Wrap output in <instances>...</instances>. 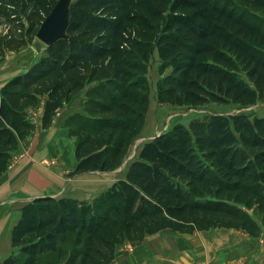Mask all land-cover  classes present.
Instances as JSON below:
<instances>
[{"label": "trees", "instance_id": "trees-1", "mask_svg": "<svg viewBox=\"0 0 264 264\" xmlns=\"http://www.w3.org/2000/svg\"><path fill=\"white\" fill-rule=\"evenodd\" d=\"M56 1L22 3L31 35ZM129 6L137 11L126 13ZM125 22L132 32H122ZM8 40L22 43L12 34ZM154 46L159 70L170 67L158 83L160 102L264 98V0H71L66 37L0 87V174L33 129L29 108L43 102L46 127L89 83L84 111L65 119L75 135L71 173L115 168L148 107L144 73ZM250 208L264 224V115L211 113L145 140L124 176L90 204L33 197L21 206L10 242L23 264H33L74 231L78 264H111L116 245L163 229L236 227L257 235L261 225ZM0 264H16L14 250Z\"/></svg>", "mask_w": 264, "mask_h": 264}, {"label": "rangeland", "instance_id": "rangeland-1", "mask_svg": "<svg viewBox=\"0 0 264 264\" xmlns=\"http://www.w3.org/2000/svg\"><path fill=\"white\" fill-rule=\"evenodd\" d=\"M23 2H25V0H0V61L6 59L10 64L15 61V64L18 63V65L16 64L17 68H21L20 70H23L28 66H26L24 62L30 64L38 59L44 53V48L46 46L36 34L34 36L30 34L28 29L30 25L28 11L24 10L22 6ZM134 11L137 10H134L131 6L126 8V13ZM132 31L133 23L125 22L122 27V32L128 33ZM10 34H12L13 38L21 40L22 43L19 46L13 47V44L16 43L13 41L14 43L12 42L10 46H8ZM160 62L161 59L157 47L154 46L147 60V67L144 73L147 80L148 107L141 127L129 142L122 161L115 168L105 170V172L90 170L73 174L71 171L74 167L69 168L68 170L63 171V177L65 178L59 180L58 184L47 185L46 191L43 192L44 194H50V196L54 197L64 196L73 204H78V202L90 204L100 195V193L108 189L114 181L124 176L127 165L134 157H136L141 144L145 140L155 136L158 132L170 128L173 124L177 122L187 124L192 118L203 117L211 113H222L226 115L237 112H245L253 115L264 114V98L253 104L207 103L202 105H172L160 102L157 98L158 83L162 77L170 72V67H167L161 72L159 70ZM107 90L111 94L116 92L112 85H109ZM42 103L43 102L40 101L37 105L29 108L28 115L32 124H34V120L37 119L40 108L43 105ZM92 105L93 104L90 103L89 105L87 104V108H93ZM20 155L21 153L19 154V152L13 153L9 160L10 163H15L20 158ZM43 163L47 165L50 162L49 160L43 159ZM9 168H11V165L8 169ZM28 189L31 191L19 190L16 194L7 192L4 196L0 197V262L12 253L13 250L14 255L16 256V264H23V261L26 258L25 255L20 254L17 249L11 245L10 237L12 226L19 216L21 206L31 200L34 194H37L35 193L37 191L31 186H29ZM249 211L254 219L260 223L259 214H257L252 208H250ZM260 225L262 227V223H260ZM200 232L209 233L212 237L215 236L214 234L224 236L229 232L248 234L243 229L236 227H212L209 229H201L200 231L196 230V232L193 231V233L163 229L151 234L162 235L164 238H167L172 236H193V234L195 235ZM151 234H146L142 240L139 241L132 242L126 240L119 243L116 245L115 256L118 257L119 253H123L122 255L130 254L137 244L143 242L146 236ZM75 241L76 233L74 231L68 232L67 235L60 240L55 251L39 254L33 264H78L79 258L75 261L72 255V250L76 244ZM184 251L185 250H182L175 254L176 257L173 253L171 254L176 264H184L177 257L179 253H186V251ZM187 251V253L191 254L189 249H187ZM149 256L150 259L149 261L147 260V264H152L155 260L154 257L157 255L150 254ZM115 261L116 260H114V262ZM209 264L215 263L212 262Z\"/></svg>", "mask_w": 264, "mask_h": 264}, {"label": "crops", "instance_id": "crops-1", "mask_svg": "<svg viewBox=\"0 0 264 264\" xmlns=\"http://www.w3.org/2000/svg\"><path fill=\"white\" fill-rule=\"evenodd\" d=\"M8 62L6 59L0 61V87L14 74L25 69L17 68L18 63L16 65L15 61L12 64ZM24 64L28 65L25 62ZM92 85L93 83H89L79 90L59 109V114L54 115L51 123L46 127L41 125L42 105L37 119L34 120L33 129L12 151V155L17 152L21 153L20 158L12 164L9 161L5 171L0 174V197L7 192L16 194L19 190L31 191L28 189L29 186L37 191L35 192L37 194L32 197L50 195L43 193L47 185L58 184L59 180L65 178L63 171L75 166V135H72L69 128L65 126V119L72 113L84 111L86 90ZM43 159L49 160L50 163L46 165ZM10 165L11 168L8 169ZM98 171L105 172V170ZM214 235L212 237L209 233L203 232L193 234V236L167 238L162 235H147L143 242L137 244L135 249L128 254L129 256L119 253L111 264H147L150 254L157 255L152 264H176L171 254L175 255L182 250L186 253H179L178 259L182 261L181 256H185L192 264L212 262L264 264V224L258 235L235 232H229L224 236ZM187 249L191 254L187 253Z\"/></svg>", "mask_w": 264, "mask_h": 264}, {"label": "water", "instance_id": "water-1", "mask_svg": "<svg viewBox=\"0 0 264 264\" xmlns=\"http://www.w3.org/2000/svg\"><path fill=\"white\" fill-rule=\"evenodd\" d=\"M70 2L71 0H57L49 13L39 24L36 36L46 45H49L58 38L66 37ZM159 133L160 132L157 134ZM181 260L185 264H192V262L185 256H181Z\"/></svg>", "mask_w": 264, "mask_h": 264}, {"label": "built area", "instance_id": "built-area-1", "mask_svg": "<svg viewBox=\"0 0 264 264\" xmlns=\"http://www.w3.org/2000/svg\"><path fill=\"white\" fill-rule=\"evenodd\" d=\"M56 114H59V110H57ZM215 264H226V263L225 262H219V263H215Z\"/></svg>", "mask_w": 264, "mask_h": 264}]
</instances>
